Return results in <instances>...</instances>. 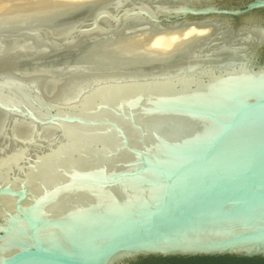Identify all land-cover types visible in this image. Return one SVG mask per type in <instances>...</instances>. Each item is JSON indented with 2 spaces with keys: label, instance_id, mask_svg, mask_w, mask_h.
Listing matches in <instances>:
<instances>
[{
  "label": "water",
  "instance_id": "obj_1",
  "mask_svg": "<svg viewBox=\"0 0 264 264\" xmlns=\"http://www.w3.org/2000/svg\"><path fill=\"white\" fill-rule=\"evenodd\" d=\"M65 2L0 8V264L264 258V0Z\"/></svg>",
  "mask_w": 264,
  "mask_h": 264
},
{
  "label": "bare ground",
  "instance_id": "obj_2",
  "mask_svg": "<svg viewBox=\"0 0 264 264\" xmlns=\"http://www.w3.org/2000/svg\"><path fill=\"white\" fill-rule=\"evenodd\" d=\"M0 0V7L3 8H17L20 12L25 10H30V6H37V4H43L42 6L34 7L41 8L46 7V0ZM60 1H76V0H60ZM65 2V3H66ZM6 14H10L8 11ZM205 32H211V26L209 27H198L195 25L188 26L185 30L179 31H169L155 33L154 35H149L148 31L141 34H137L134 37L127 40V47L136 48H146V49H156V50H166L172 51L190 39L196 36H204Z\"/></svg>",
  "mask_w": 264,
  "mask_h": 264
},
{
  "label": "trees",
  "instance_id": "obj_3",
  "mask_svg": "<svg viewBox=\"0 0 264 264\" xmlns=\"http://www.w3.org/2000/svg\"><path fill=\"white\" fill-rule=\"evenodd\" d=\"M129 264H264V258L234 256L144 257Z\"/></svg>",
  "mask_w": 264,
  "mask_h": 264
},
{
  "label": "rangeland",
  "instance_id": "obj_4",
  "mask_svg": "<svg viewBox=\"0 0 264 264\" xmlns=\"http://www.w3.org/2000/svg\"><path fill=\"white\" fill-rule=\"evenodd\" d=\"M1 4V3H0ZM1 8V7H0ZM9 12V11H8ZM6 14V13H5Z\"/></svg>",
  "mask_w": 264,
  "mask_h": 264
}]
</instances>
